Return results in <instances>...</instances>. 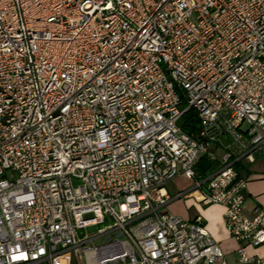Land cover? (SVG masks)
<instances>
[{
	"label": "built area",
	"instance_id": "obj_1",
	"mask_svg": "<svg viewBox=\"0 0 264 264\" xmlns=\"http://www.w3.org/2000/svg\"><path fill=\"white\" fill-rule=\"evenodd\" d=\"M259 152L264 0H0V264H223L202 216L166 211L180 177L264 264L236 168Z\"/></svg>",
	"mask_w": 264,
	"mask_h": 264
},
{
	"label": "crops",
	"instance_id": "obj_2",
	"mask_svg": "<svg viewBox=\"0 0 264 264\" xmlns=\"http://www.w3.org/2000/svg\"><path fill=\"white\" fill-rule=\"evenodd\" d=\"M239 165L240 167L237 169L239 174L247 180L243 213L249 218H254L257 210L259 208H264V152L256 154V160L254 163H241ZM191 188V182L188 188L179 189L177 193H172L167 188L168 193L173 199L167 205L166 211L171 213L169 208L172 207L175 202L185 201L186 209L188 208V211L195 209V212L189 213L186 209L184 210L180 209L178 206H173L175 209V216L188 220H194L197 216H202L205 220L209 234L217 242L225 256L223 264H250L239 262L238 250L240 249L241 244L233 238L227 230L224 220L225 208L223 206H206L198 203L194 198L177 197L179 193L185 192ZM244 250L249 256L264 257V244L259 246L246 245L244 246Z\"/></svg>",
	"mask_w": 264,
	"mask_h": 264
},
{
	"label": "trees",
	"instance_id": "obj_3",
	"mask_svg": "<svg viewBox=\"0 0 264 264\" xmlns=\"http://www.w3.org/2000/svg\"><path fill=\"white\" fill-rule=\"evenodd\" d=\"M181 126L185 133H197L200 130V120L197 116V113L194 110H189L186 112L182 117ZM215 167V164L210 163L206 157H203L198 163L197 170L206 175ZM239 167L240 165L236 164V168L239 169Z\"/></svg>",
	"mask_w": 264,
	"mask_h": 264
},
{
	"label": "rangeland",
	"instance_id": "obj_4",
	"mask_svg": "<svg viewBox=\"0 0 264 264\" xmlns=\"http://www.w3.org/2000/svg\"><path fill=\"white\" fill-rule=\"evenodd\" d=\"M190 186V181L188 180V179H186L185 177H182V178H180V179H178V180H176V181H174V182H172V183H170L168 186H167V188H168V190H170L172 193H177V191L179 190V189H182V188H188ZM182 202V203H181ZM173 206H178V207H180V209H186V204H185V201H177V202H175L174 203V205H172V207H170L169 208V210H170V212H171V214H173V215H176L175 214V212H174V207ZM188 209V208H187ZM186 209V211L187 212H189V213H194L195 212V209H192L191 211H188ZM163 212V211H162ZM100 227H91V228H89L88 229V234H90V235H94V234H96L97 233V231H98V229H99ZM62 263L63 264H67L66 262H65V260L64 261H62ZM41 264H48V263H41ZM73 264H84L83 263V261L78 257V256H74V258H73Z\"/></svg>",
	"mask_w": 264,
	"mask_h": 264
},
{
	"label": "bare ground",
	"instance_id": "obj_5",
	"mask_svg": "<svg viewBox=\"0 0 264 264\" xmlns=\"http://www.w3.org/2000/svg\"><path fill=\"white\" fill-rule=\"evenodd\" d=\"M61 264H63V263L61 262Z\"/></svg>",
	"mask_w": 264,
	"mask_h": 264
}]
</instances>
